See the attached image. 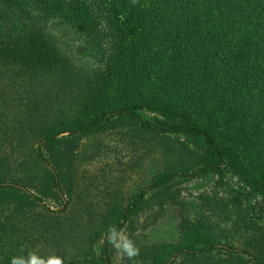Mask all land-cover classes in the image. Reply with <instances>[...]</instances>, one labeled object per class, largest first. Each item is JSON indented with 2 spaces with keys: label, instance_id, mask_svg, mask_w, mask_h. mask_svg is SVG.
Listing matches in <instances>:
<instances>
[{
  "label": "trees",
  "instance_id": "trees-1",
  "mask_svg": "<svg viewBox=\"0 0 264 264\" xmlns=\"http://www.w3.org/2000/svg\"><path fill=\"white\" fill-rule=\"evenodd\" d=\"M55 22L106 46L104 64L80 66ZM0 127V161L32 158L38 171L35 184L0 173V264H113L110 226L138 246L150 196L209 174L243 185L220 198L231 227L184 220L177 241L138 246L135 263L264 264V0H0ZM115 130L143 149L135 168L160 158L139 191L124 169L77 167L82 137Z\"/></svg>",
  "mask_w": 264,
  "mask_h": 264
},
{
  "label": "rangeland",
  "instance_id": "rangeland-1",
  "mask_svg": "<svg viewBox=\"0 0 264 264\" xmlns=\"http://www.w3.org/2000/svg\"><path fill=\"white\" fill-rule=\"evenodd\" d=\"M54 25V34L59 44L75 57L80 66L86 70H93L104 64L106 46L93 43L73 23L55 22ZM30 97L31 93H27L25 101L27 105ZM28 111L29 107H27L26 116ZM142 115L145 120L151 122H157L160 119L159 114L150 111H144ZM4 130L5 128L0 127V134ZM140 151L141 149L132 147L130 136L121 130L85 136L82 137L77 150V167L81 170L88 169L95 174L105 171L112 179L124 169L129 175L133 193L144 188L161 167L160 158L153 156L143 162L142 169L135 168L134 165L141 162ZM45 152L49 159L50 154L47 150ZM0 173L16 181L33 179L38 175L32 158L16 156L8 161H0ZM34 181L36 180L33 179V183ZM122 184L125 185V183ZM116 185L120 187L121 182L117 181ZM242 187V183L232 175L228 176L226 187H224L218 183L216 175L209 174L202 178L179 181L166 192L158 196H150V203L144 205L141 215L136 221L138 229L135 230L134 237L138 246L145 247L177 241L184 220L202 221L218 232L230 228L233 224V215L226 211L220 198H226L232 189L240 190ZM47 202L53 210H58L50 201ZM125 236L131 238L129 228L122 230L117 239L122 242ZM103 242L104 237L95 240L94 250L98 255H100ZM109 249L113 264H133V261L118 255L117 249L111 243ZM225 252L218 251L214 256L225 257ZM35 255L38 257L37 254ZM62 258L65 261L69 260L68 256ZM145 262L143 263L145 264Z\"/></svg>",
  "mask_w": 264,
  "mask_h": 264
},
{
  "label": "clouds",
  "instance_id": "clouds-1",
  "mask_svg": "<svg viewBox=\"0 0 264 264\" xmlns=\"http://www.w3.org/2000/svg\"><path fill=\"white\" fill-rule=\"evenodd\" d=\"M108 233V242L117 249L118 255L126 257L128 260L133 261V264H135V259L140 254V249L135 242L127 236H125L123 241L120 242L117 239L119 231L115 228V226H110ZM11 264H64V261L62 257H50L45 261L38 258L34 253H30L27 259L23 257H13Z\"/></svg>",
  "mask_w": 264,
  "mask_h": 264
}]
</instances>
